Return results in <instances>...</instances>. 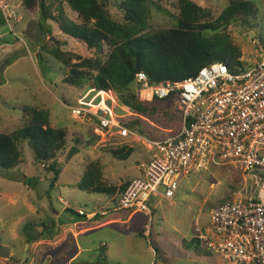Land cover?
I'll return each mask as SVG.
<instances>
[{
  "label": "rangeland",
  "instance_id": "374dc122",
  "mask_svg": "<svg viewBox=\"0 0 264 264\" xmlns=\"http://www.w3.org/2000/svg\"><path fill=\"white\" fill-rule=\"evenodd\" d=\"M178 1L161 0L153 5L151 24L154 28L174 26L176 23L174 15L179 14ZM193 1L212 9L214 15L218 16L229 0ZM253 1L257 3L259 9L261 21L259 25L255 28H249L247 25L230 27L234 41L242 48V60L248 64H254L258 57L264 54V36L263 40L259 37L264 31V0ZM111 2L112 15L120 18L121 13L117 5L120 0ZM2 5H7V8L0 7V28L3 31L0 37V131L12 133L20 129L27 121L23 106H38L45 107L51 112L54 126L68 129V137L64 152L59 154L63 170L54 187L53 172L45 170L51 163L37 165L35 151L27 139H22L19 143L23 151L22 162L14 169L2 171L0 244L10 248L11 256L0 257V264H72L71 258L77 253L78 246L70 235L67 242L54 247V253H60L61 258L57 260L52 256L50 261L43 260V256L46 252L52 253L53 248L38 247V241L27 245L28 236L43 233L48 235L50 230L41 225L42 220L56 223L83 222L85 218L77 214L79 209L86 212L95 211L100 215L84 223L86 227L97 226L98 220L105 217L101 216L103 211L108 212L109 217H113L115 210H118L116 207L119 197L87 192L79 188L78 183L84 176L87 166L99 163L104 169L106 181L121 186L125 181L138 175L137 164L149 160L147 153L150 146L146 141L138 142L133 145L139 146V149L129 160L114 158L111 147L130 144V141L124 140L123 143L112 130L97 131V123L94 120L75 118L67 107L78 105L80 95L91 88L80 90L66 85L64 82L66 69L58 61L48 54H45L47 63H42L39 59L43 41L54 43L51 39L54 36L66 50L84 56H90V50L65 34L59 24L43 20L38 5L29 8L30 0H0V6ZM66 11L71 19H78L77 14L69 6L66 7ZM7 17L10 19L11 27ZM42 23L45 29L52 30L51 36L43 35ZM100 101L111 106L114 115L121 120L126 118L137 120L130 117L134 113L120 104L117 95L103 92L102 97L96 102ZM96 106H93V112L97 110ZM163 125L151 121L142 122V128L147 131L150 138H167L172 131L177 130V127ZM77 139L81 142H75ZM75 146L79 151L71 158L69 153ZM30 180L38 184L35 187L32 182L26 185L25 182ZM251 186L252 181L243 171L231 165H218L213 162L209 169L196 170L181 178L175 202L163 198L160 202L155 201L156 211L151 237L140 236L136 227L127 230L125 225L91 231L80 238L85 251L81 252L75 263L139 264L143 261V264L155 262L220 264L223 260L218 255L213 253H209V256L197 255L184 239L190 241L199 237L202 234L198 231L199 226L210 222L211 212L217 205L231 198L246 197ZM63 201L70 204L71 210ZM28 223L35 225L26 229ZM103 242H107L108 247L103 246ZM202 245L206 246L203 242ZM153 249H158L161 256L155 258Z\"/></svg>",
  "mask_w": 264,
  "mask_h": 264
},
{
  "label": "trees",
  "instance_id": "16d2710c",
  "mask_svg": "<svg viewBox=\"0 0 264 264\" xmlns=\"http://www.w3.org/2000/svg\"><path fill=\"white\" fill-rule=\"evenodd\" d=\"M159 1L120 0L117 4L120 18L112 15L111 0H44L42 3L30 0L29 5V8L38 5L43 20L59 24L65 34L91 52L90 56H84L66 50L54 36L51 37L54 43L43 41L40 62L47 63L45 54L52 56L66 69L64 82L70 87L80 90L95 88L117 95L120 104L134 113L130 117L137 118H126L122 120L123 123L149 139L152 138L142 128V122L174 126L178 130L181 110L170 99L141 100L137 73H147L151 83L158 84L196 76L201 68L217 62L226 64L234 72L246 70L252 63L242 60V48L234 41L230 27L247 25L255 28L261 22L257 3L253 0H229L218 16L214 15L212 9L193 0H179V14L174 15V26L154 28L151 12L153 5ZM67 6L77 14L78 19L69 17ZM41 29L45 37L53 33L51 29H45L43 23ZM263 36L264 31L259 37L263 40ZM23 113L27 117L23 127L12 133L0 131V175L3 170L14 169L22 162L23 151L19 143L27 139L35 151L36 164L43 166L51 163L45 170L53 172L54 187L63 170L59 154L66 148L68 129L54 126L51 112L45 107L23 106ZM75 142L81 141L77 139ZM138 149L131 143L121 144L112 146L111 153L114 158L127 161ZM78 151L77 146L73 147L69 157L72 158ZM102 168L99 163L87 166L78 187L87 192L120 198L134 177L118 186L106 181ZM34 180L26 181L25 184L32 182L35 187L38 183ZM34 225L28 223L25 228ZM43 236L44 233L29 235L27 244L39 241ZM140 236L145 237L143 232ZM184 241L193 247L197 255L209 256L211 253L206 246L203 247L199 237Z\"/></svg>",
  "mask_w": 264,
  "mask_h": 264
},
{
  "label": "built area",
  "instance_id": "2783aa9c",
  "mask_svg": "<svg viewBox=\"0 0 264 264\" xmlns=\"http://www.w3.org/2000/svg\"><path fill=\"white\" fill-rule=\"evenodd\" d=\"M7 20L10 25L9 17ZM2 34L0 28V37ZM136 82L143 101L173 100L181 110V121L179 129L167 138L146 140L152 154L145 173L134 177L116 208L147 213L145 234L151 237L154 195L173 202L181 178L209 169L213 162L231 165L246 173L252 186L246 197L217 205L206 230L198 228L202 232L199 238L223 260L220 264H264V54L238 72L217 62L181 81L152 84L142 71ZM102 94L92 88L80 95L78 105L67 107L75 118L94 120L97 131L112 130L123 143H132L139 133L115 116L107 103L96 102ZM63 203L71 208L68 202ZM77 214L88 219L100 216L83 209ZM107 214L103 211L101 216Z\"/></svg>",
  "mask_w": 264,
  "mask_h": 264
},
{
  "label": "crops",
  "instance_id": "0c3cea01",
  "mask_svg": "<svg viewBox=\"0 0 264 264\" xmlns=\"http://www.w3.org/2000/svg\"><path fill=\"white\" fill-rule=\"evenodd\" d=\"M147 139H148L147 137L138 134V138H135V140H133L131 144H135L138 142L141 143L142 141L145 142ZM152 139H157V138H152ZM137 147H139V146H137ZM151 154L152 153L148 148L147 155H149V159L151 157ZM148 161L149 160H146V162H144L142 164H137V170H138L137 174L138 175L134 176V177L141 176L145 173V169H146L145 166H146ZM138 162L141 163V161H138ZM161 199H162L161 196L154 195L152 197L151 205L154 208V211H156L155 201L160 202ZM173 202H175V200ZM68 209L71 210L70 208H68ZM124 211H126V210H124ZM84 218L85 219L83 222L74 221L73 223H66V222L56 223V222H47V221L45 222L44 220L41 221V225L44 226L46 229H49L50 232H48L47 236L45 234L38 242L37 241H35V242L39 243L38 247L39 246L40 247L41 246H46V247L51 246L53 248L52 253L46 252L44 254L43 260L45 259L46 261L47 260L50 261L52 256H54L55 258H57V260H59L61 258V254L60 253H54V251H55L54 247H57L60 243L67 242L70 238L69 237V235H70L73 238V241L78 246L77 253L74 255V257L71 258V262H72V264H74L79 259L81 252L83 253V251H85V248L81 245V242H80L81 237H84L86 234L90 233L91 231H95V230H98L101 228L107 229V228H111L112 226H115V225H119L120 227H121V225H123V226L125 225V228L127 230H132L134 227H136V231H138V235H140L141 232H143L144 236L146 238H148V236H146V234H145V226L148 223L149 215L145 212L131 213L129 211L123 212V210H121V211L115 210V214L113 217H109V215H107V216L101 218L100 220H98L99 224L97 226H91V227H86V225H84V223H88L89 221H92V219H88L86 217H84ZM210 221H211V219H210ZM209 223H206V224L204 223L205 225L199 226V228L202 230H206ZM46 231H48V230H46ZM70 231H72V232H70ZM35 242H32L30 245L34 244ZM102 245L105 247H108L107 242L106 243L103 242ZM88 250H91V248H88ZM153 254H154L155 258L161 256L160 252L157 253V250H156V254L154 253V251H153ZM103 256H105V255L103 254ZM33 261H34V258H33ZM142 262L143 261H140L139 264H143ZM79 264H101V263L80 262ZM155 264H156V262H155Z\"/></svg>",
  "mask_w": 264,
  "mask_h": 264
},
{
  "label": "water",
  "instance_id": "95a60500",
  "mask_svg": "<svg viewBox=\"0 0 264 264\" xmlns=\"http://www.w3.org/2000/svg\"><path fill=\"white\" fill-rule=\"evenodd\" d=\"M41 3L44 1V0H39ZM29 245V244H27ZM11 256V250L10 248L8 247H3L1 244H0V257H3V258H10Z\"/></svg>",
  "mask_w": 264,
  "mask_h": 264
}]
</instances>
